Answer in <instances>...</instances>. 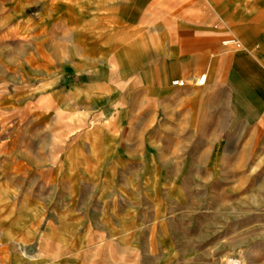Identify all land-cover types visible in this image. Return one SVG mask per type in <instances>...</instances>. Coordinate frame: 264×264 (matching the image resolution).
Listing matches in <instances>:
<instances>
[{"label": "rangeland", "instance_id": "1", "mask_svg": "<svg viewBox=\"0 0 264 264\" xmlns=\"http://www.w3.org/2000/svg\"><path fill=\"white\" fill-rule=\"evenodd\" d=\"M100 5L0 0V264H264V124L150 95Z\"/></svg>", "mask_w": 264, "mask_h": 264}, {"label": "crops", "instance_id": "2", "mask_svg": "<svg viewBox=\"0 0 264 264\" xmlns=\"http://www.w3.org/2000/svg\"><path fill=\"white\" fill-rule=\"evenodd\" d=\"M100 2L103 15L114 18L117 63L137 66L141 76L147 73L150 95L166 93L174 87L172 80L192 82L205 74L211 83L209 103L218 114L215 124H220L217 105L224 99L231 109L222 124H239V118L244 124H264V0ZM125 27L135 33L128 48L131 62L125 56ZM227 38L240 47L224 45Z\"/></svg>", "mask_w": 264, "mask_h": 264}, {"label": "built area", "instance_id": "3", "mask_svg": "<svg viewBox=\"0 0 264 264\" xmlns=\"http://www.w3.org/2000/svg\"><path fill=\"white\" fill-rule=\"evenodd\" d=\"M224 45H232L235 48H239L240 44L236 42L233 38H227L223 41ZM206 81V75H199L198 77L194 78L192 82L197 85V86H202L205 84ZM171 85L174 87H182L185 85V80L184 79H176L171 81Z\"/></svg>", "mask_w": 264, "mask_h": 264}]
</instances>
